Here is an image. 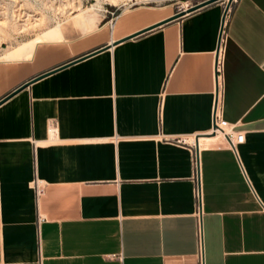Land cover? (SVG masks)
I'll return each mask as SVG.
<instances>
[{"label": "crops", "instance_id": "obj_1", "mask_svg": "<svg viewBox=\"0 0 264 264\" xmlns=\"http://www.w3.org/2000/svg\"><path fill=\"white\" fill-rule=\"evenodd\" d=\"M222 14L200 8L0 105V264H264V0H235L225 18L220 106L243 136L235 150L201 136ZM61 43L0 63V100L108 40Z\"/></svg>", "mask_w": 264, "mask_h": 264}, {"label": "rangeland", "instance_id": "obj_2", "mask_svg": "<svg viewBox=\"0 0 264 264\" xmlns=\"http://www.w3.org/2000/svg\"><path fill=\"white\" fill-rule=\"evenodd\" d=\"M203 1L205 0H0V56L23 43L42 37L55 27L60 28L63 34V41L59 45L70 50L84 48L96 36L109 41L113 35L117 41L124 33L122 28L126 26L117 29L116 24L121 15L146 11L161 17L173 16ZM227 1L216 3L224 9ZM93 8L99 10L95 17L91 15ZM103 33H106V37L102 36ZM101 46L93 47L92 50Z\"/></svg>", "mask_w": 264, "mask_h": 264}, {"label": "built area", "instance_id": "obj_3", "mask_svg": "<svg viewBox=\"0 0 264 264\" xmlns=\"http://www.w3.org/2000/svg\"><path fill=\"white\" fill-rule=\"evenodd\" d=\"M235 0H233L234 2ZM232 2V3H233ZM113 16V13H110ZM112 20H110L111 23ZM225 22L222 27V33L218 39L217 45V58L214 63V81H215V91H214V106L212 111V127L208 134L214 135L213 137H218L222 142H224L228 148L235 150V145L240 144L243 141L242 135H235L233 133L232 127L222 119V110L220 106V97H221V89H222V71H223V50L225 43V35H224ZM192 146H195V142L192 143ZM194 173H193V181L195 184L194 196L196 200V217H197V243H198V254L201 256V231H200V223H199V169L197 164V159L194 157ZM42 194V188L39 186L38 182H35V195L39 197ZM201 264V262H200Z\"/></svg>", "mask_w": 264, "mask_h": 264}, {"label": "bare ground", "instance_id": "obj_4", "mask_svg": "<svg viewBox=\"0 0 264 264\" xmlns=\"http://www.w3.org/2000/svg\"><path fill=\"white\" fill-rule=\"evenodd\" d=\"M92 10L93 11H92L91 15L94 17L97 16V14L99 13V10L95 9V8H93ZM169 17H171V16L167 15L165 17H161V16H158L156 14L143 11V12H137V13H134L131 15H122L119 18L116 25L118 26L117 29H120L121 27H123L125 25L134 23L139 27L138 31H140V30L145 29L151 25L159 23L160 21H163ZM61 32L62 31L58 27L57 28L55 27V29H50L44 35H42V37L40 36V38H37V39L31 40L29 42L23 43V44L17 46L16 48L6 52L2 56H0V62L30 60L32 58V56H34L33 55L34 51L37 49L36 47L38 45L47 44V43H60V42H62L63 36H61V35H63V34H61ZM102 36L106 37V33H103ZM115 41H116V39H114L113 35H112V38L109 39L108 44H111ZM201 143H203V142L201 141ZM204 143H206V142H204Z\"/></svg>", "mask_w": 264, "mask_h": 264}, {"label": "water", "instance_id": "obj_5", "mask_svg": "<svg viewBox=\"0 0 264 264\" xmlns=\"http://www.w3.org/2000/svg\"><path fill=\"white\" fill-rule=\"evenodd\" d=\"M218 1H221V0H205V1H203L202 3H200V4H198V5L194 6V7H191L190 9H188V10H186V11H183V12H180V13H176V14H174L173 16H171V17H169V18H167V19H165V20H163V21H160L159 23H156V24L151 25V26H149V27H147V28H145V29H142V30H140V31H137L136 33H133V34H131V35L125 37L124 39H121L120 41H116V42H113V43L108 44V45H106V46H103V47H101V48H99V49H96V50H94V51H92V52L86 54V55H83V56H81V57H79V58H76V59H74L73 61H70L69 63H66V64H64V65H61V66H59V67H56L55 69H52V70L47 71V72H45V73H42V74H40V75H38V76H36V77L30 79L29 81L23 83L22 85H20L19 87H17L15 90H13L11 93H9V94L6 95L5 97H3V98L0 100V105H1L2 103H4L5 101H7L8 99L12 98L14 95H16V94H18L19 92H21L22 90H24V89H26L27 87H29L32 83H34V82H36V81H38V80H40V79H42V78H44V77L50 75L52 72H55L56 70L62 69V68L66 67V66H68V65H70V64H72V63H74V62H77V61L82 60V59H84V58H86V57H89V56H91V55H94V54H96V53H98V52H101V51H103V50H106V49L112 47L113 45H115V44H117V43H119V42H121V41L128 40V39H131V38H134V37H137V36L142 35V34H144V33H146V32H149V31H151V30H153V29H156V28H158V27H160V26H163V25H165V24H167V23H169V22L176 21V20H178V19L184 17V16L187 15V14H190V13H192V12H194V11L200 9V8H203V7H205V6H208V5L214 4V3L218 2ZM232 2H233V0H228L227 3H226V5H225V7H224V9H223V14H222V19H221V29H220L219 36H220L221 33H222V27H223V25H224L225 18H226V16H227V13H228L229 10H230V7H231V5H232ZM201 136L213 137L214 135H212V134H211V135H210V134H207V135H201ZM198 138H199V137H196V139H195V152H196V153H197V151H198Z\"/></svg>", "mask_w": 264, "mask_h": 264}]
</instances>
